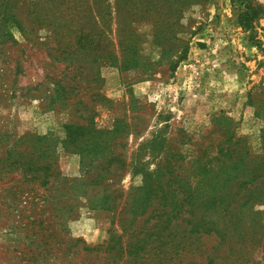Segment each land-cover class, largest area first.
<instances>
[{
    "label": "rangeland",
    "instance_id": "rangeland-1",
    "mask_svg": "<svg viewBox=\"0 0 264 264\" xmlns=\"http://www.w3.org/2000/svg\"><path fill=\"white\" fill-rule=\"evenodd\" d=\"M250 2L0 0V264H264Z\"/></svg>",
    "mask_w": 264,
    "mask_h": 264
},
{
    "label": "trees",
    "instance_id": "trees-1",
    "mask_svg": "<svg viewBox=\"0 0 264 264\" xmlns=\"http://www.w3.org/2000/svg\"><path fill=\"white\" fill-rule=\"evenodd\" d=\"M243 2H245L246 3V5H247V7L250 9V10H252L253 9V5L251 4V2H250V0H243ZM254 11H255V9H254ZM251 22H252V16L249 14V12L247 13V15L244 17V23L245 24H251ZM250 25H248V27H249Z\"/></svg>",
    "mask_w": 264,
    "mask_h": 264
}]
</instances>
